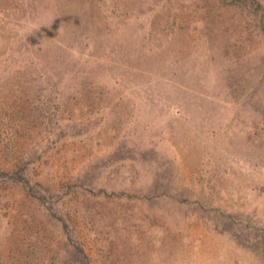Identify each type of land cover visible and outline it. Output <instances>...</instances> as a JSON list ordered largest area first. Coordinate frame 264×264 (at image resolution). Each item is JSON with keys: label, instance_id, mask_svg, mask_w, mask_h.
<instances>
[{"label": "rangeland", "instance_id": "374dc122", "mask_svg": "<svg viewBox=\"0 0 264 264\" xmlns=\"http://www.w3.org/2000/svg\"><path fill=\"white\" fill-rule=\"evenodd\" d=\"M0 264H264V0H0Z\"/></svg>", "mask_w": 264, "mask_h": 264}]
</instances>
